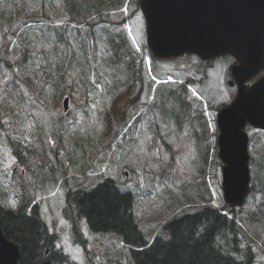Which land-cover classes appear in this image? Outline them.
Returning a JSON list of instances; mask_svg holds the SVG:
<instances>
[{
    "label": "rangeland",
    "instance_id": "rangeland-1",
    "mask_svg": "<svg viewBox=\"0 0 264 264\" xmlns=\"http://www.w3.org/2000/svg\"><path fill=\"white\" fill-rule=\"evenodd\" d=\"M22 1L21 13L14 12L9 18L0 16V204L19 206L24 200L36 202L50 231L57 235L56 247L69 260L89 264L91 258L101 264H113L116 254L109 249V241L114 242L112 234L102 237L89 232L86 223L80 220L86 251L73 240L70 223L62 214L67 188H76L83 182L81 187L90 188L98 181L112 177L121 190L133 193L137 222L146 239H152L155 235L151 234L155 230L159 232L172 214L203 206L201 167H205L204 179L208 187L220 201L221 161L218 146L212 143L213 140L217 143L219 131L212 124L214 134L210 132V141L200 139V135H205L201 121L204 118L216 122V113L235 96V84L230 87L226 80L231 79L229 69L236 59L223 55L201 60L192 53L151 59L146 49L145 18L136 0H125L120 8L109 7L104 16L105 24L121 31L127 43L143 58L142 76L133 91L135 94L141 90L138 103L133 106L127 103L120 108L128 111L127 124L117 129L114 138L99 117L113 113L112 108L107 107L110 102L101 89L117 80L108 64H98L97 71L104 74L100 77L105 81L102 87L93 83L95 77L90 83L83 81L81 71L64 82L57 80L63 94L56 107L42 104L22 83L15 85L18 76L16 78L14 73L18 74L19 70H10L5 61H11L23 46L22 36L16 34L17 27L20 21H27L23 18L25 14L43 11L41 0H16L18 4ZM83 17L84 14L76 19L86 27L82 22L95 20L97 13L87 20ZM97 30L99 52L103 53L105 35ZM33 33L27 31L25 37ZM32 42L38 46L45 43L36 39ZM64 48L67 52H77L76 60L81 59L79 41L72 34ZM49 57L51 61L63 59L60 53L54 52L49 53ZM56 70V64H52L43 73L51 74L53 78ZM182 84L186 88L184 92ZM19 88L24 95H20L19 103H12L15 95L20 93ZM172 90L175 92L170 94ZM6 91L11 92L12 97ZM68 94L69 107L63 112L61 100ZM8 103L15 104L12 111ZM245 128L250 139L255 141L251 147L255 154L251 157L250 171L256 180L264 181V154L261 152L264 151V142H261L264 131ZM73 136L81 140L77 146H72L69 140ZM59 140L61 147L56 149ZM206 143L211 154L208 163L203 164ZM69 156L75 159L68 166ZM120 250L126 255L125 247Z\"/></svg>",
    "mask_w": 264,
    "mask_h": 264
},
{
    "label": "trees",
    "instance_id": "trees-1",
    "mask_svg": "<svg viewBox=\"0 0 264 264\" xmlns=\"http://www.w3.org/2000/svg\"><path fill=\"white\" fill-rule=\"evenodd\" d=\"M41 2L43 3L41 13L25 14L23 18L27 21H20L16 34L22 36L23 46L18 49L11 61H5L10 70L14 68L19 70L18 74L14 73L16 78L18 76L15 85L19 86V82L22 83L29 94L35 95L42 104L56 107L63 94L56 83L57 80L64 82L67 78L73 77L74 73L81 71L83 81L90 83L91 78L95 77L93 83L102 87L105 81L100 77L104 74L97 71L98 64L102 62L108 64L117 80L101 89L107 96L109 108H112L113 113L110 112L100 118L116 138L117 129L124 126L128 118V111L125 109L121 111L120 108L123 105L127 106V103L131 106L138 103L141 90H137L135 94L133 91L143 70L142 56L127 43L124 34L118 32L115 27L105 24L104 16L107 9L120 8L125 0H41ZM22 3L24 2L18 4L16 0H0V16L9 18L14 12L21 13L24 7ZM136 4H139V0H136ZM45 10L49 12L46 13ZM64 13L67 16H63ZM95 13H97L95 20L88 19V22H82L86 27L81 26L76 19L77 16L84 14L83 19L87 20ZM58 21L59 24L56 25ZM97 29L105 35L106 48L103 53L99 52ZM27 31L34 33L25 37ZM70 34L79 41L81 59L76 60L77 52L71 53L69 50L67 52L64 48ZM32 39L49 42L50 45L48 44V48H45L47 43L38 46ZM60 48H64L65 52H60ZM51 52L60 53L63 59L51 61L49 57ZM148 53L152 59H156L149 50ZM37 60L43 62L39 63ZM52 64H56L57 67L53 78L51 74L43 73ZM15 85L13 87H16ZM185 89V85L181 87L183 92ZM6 92L12 97L11 92ZM19 92L12 103H19L20 95H24L20 88ZM174 92L175 90H172L169 93ZM68 96L70 97L69 94ZM31 97L34 101L37 100L34 96ZM29 100L30 97L26 98V102ZM14 105L9 104L10 111L14 109ZM201 123L205 135H200V139L210 141L211 136L204 118ZM67 136L71 135L67 133ZM69 140H72V146H77L81 141L74 136ZM60 142L61 140L56 149L61 147ZM214 142L212 143L215 145ZM207 143L204 148L203 164L208 163L211 154ZM67 159L66 164L69 166V162L72 165L75 158L71 159L69 156ZM200 171L202 177L200 181L203 185L201 192L205 191L200 198L204 202H210L208 192L206 193L208 188L204 179L205 167H201ZM83 184L85 182L76 188L66 189L62 214L70 223L73 240L85 251L86 239L79 225L82 219L89 232L100 234L102 237L112 234L114 242L109 241L111 247L109 249L116 254L113 264H251L248 254L242 256L239 253V245L236 242L239 225L236 223L235 219L238 217L235 215L226 217L218 213V210L213 211L209 204L203 203V206H199L193 212L172 214L164 221L159 232L155 230L151 234L155 235L152 239H146L137 222L132 192L121 190L112 177L98 181L90 188L81 187ZM0 230L8 240L17 245L20 264H39L44 260H49L52 264H76L56 247L57 235L49 230L36 202L24 200L19 206L0 204ZM121 247L126 248V255L120 250ZM89 264L101 263L89 258Z\"/></svg>",
    "mask_w": 264,
    "mask_h": 264
},
{
    "label": "water",
    "instance_id": "water-1",
    "mask_svg": "<svg viewBox=\"0 0 264 264\" xmlns=\"http://www.w3.org/2000/svg\"><path fill=\"white\" fill-rule=\"evenodd\" d=\"M147 47L157 58L184 53L209 59L230 54L237 84L234 100L217 113L218 154L223 162L225 199L240 204L248 191V122L264 129V76L246 81L264 67V0H139ZM67 107V97L63 101ZM47 252V251H46ZM16 244L0 230V264H20ZM39 264H52L44 260Z\"/></svg>",
    "mask_w": 264,
    "mask_h": 264
},
{
    "label": "flooded vegetation",
    "instance_id": "flooded-vegetation-1",
    "mask_svg": "<svg viewBox=\"0 0 264 264\" xmlns=\"http://www.w3.org/2000/svg\"><path fill=\"white\" fill-rule=\"evenodd\" d=\"M231 57L233 58V56ZM262 75H264V67L260 69L252 78H250L247 81V87ZM228 80L230 87H232L234 84L236 86V83L233 82L232 75H231V79H227V81ZM236 91H237V86H236ZM247 126L252 127L248 122L245 124V127ZM254 142L255 141L250 140L249 138L250 147L254 145L253 144ZM251 149L249 148L248 150L251 156H253L255 152L253 149L252 150ZM259 151L261 150H258L257 152ZM261 152L264 154V151ZM227 205L229 204L222 202L220 206L224 210L217 209L214 205L211 206V209L213 211L219 210L218 213L222 215L224 214L229 215V217H233V214L239 216L240 221L239 220L237 221V219L235 220L237 225H239L237 231L238 240H236V242H238L239 245L240 255L246 256L248 254L251 258V264H264V181L256 180L255 175L250 173L249 189L247 194L245 195L242 204L238 207H234L230 205L227 206ZM227 209L228 210L233 209V211H228ZM237 209H239V212H237ZM243 260L246 261V259L244 258Z\"/></svg>",
    "mask_w": 264,
    "mask_h": 264
}]
</instances>
